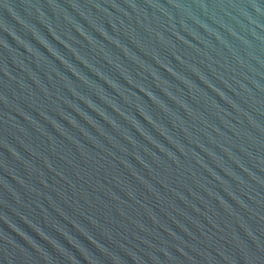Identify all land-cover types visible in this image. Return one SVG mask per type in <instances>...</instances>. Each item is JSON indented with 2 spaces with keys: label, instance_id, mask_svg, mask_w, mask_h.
<instances>
[{
  "label": "water",
  "instance_id": "95a60500",
  "mask_svg": "<svg viewBox=\"0 0 264 264\" xmlns=\"http://www.w3.org/2000/svg\"><path fill=\"white\" fill-rule=\"evenodd\" d=\"M0 264H264V0H0Z\"/></svg>",
  "mask_w": 264,
  "mask_h": 264
}]
</instances>
